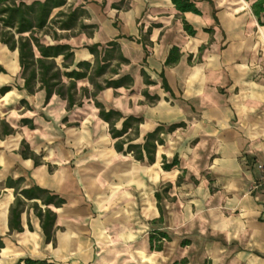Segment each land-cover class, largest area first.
I'll return each mask as SVG.
<instances>
[{"label": "crops", "instance_id": "0c3cea01", "mask_svg": "<svg viewBox=\"0 0 264 264\" xmlns=\"http://www.w3.org/2000/svg\"><path fill=\"white\" fill-rule=\"evenodd\" d=\"M38 1L46 0H23ZM194 1L200 14L180 12L172 0H67L55 8L36 35L72 47L68 71L95 65L90 48L103 58L116 42L128 62L118 67L113 58L97 81L133 79L73 109L57 94L47 101L40 83L30 94L19 50L0 39V117L16 130L2 136L0 128V264H264V26L256 0ZM61 12L76 14L71 26H62ZM174 48L179 59L168 64ZM56 61L62 66L63 56ZM89 76L77 80L79 98L95 89ZM96 100L123 115L118 130L128 117L143 119L136 144L165 128L153 162L116 149ZM23 141L42 164L23 156ZM19 179V191L39 186L64 203L26 200L23 230L12 231L10 181ZM35 203L56 214L51 241ZM156 231L169 236L160 250L151 245Z\"/></svg>", "mask_w": 264, "mask_h": 264}, {"label": "trees", "instance_id": "16d2710c", "mask_svg": "<svg viewBox=\"0 0 264 264\" xmlns=\"http://www.w3.org/2000/svg\"><path fill=\"white\" fill-rule=\"evenodd\" d=\"M248 1V0H247ZM176 8L180 12H194L200 14L194 0H172ZM67 0H46L45 2H35L27 5L23 0H0V39L4 44H7L11 50H19L20 63L22 67L23 77L26 79V89L30 94H35L40 83V89H46L47 101L51 99L54 94L62 97L68 101V109H73L75 106H83L84 97L96 98L99 92L104 87L118 88L125 84L131 85L133 79L131 77H124L118 80H109L105 85L100 84L97 78L102 76L110 66V60L118 58L119 65L128 62V60L117 50V43L111 42L109 46L112 47L111 51H107L106 55L101 58L99 47H91V51L96 56L95 65L89 62H82L78 64L80 70L68 71L74 63V52L72 47L65 44L58 45H45L41 42L40 38L36 35L37 31L44 30L49 25V20L55 8L66 5ZM252 11L258 18L260 25L264 26V0H256L252 5ZM60 16H68L67 21L62 23L63 27L71 26V22L76 16L75 13L68 15L61 12ZM53 22V20L51 21ZM185 28L190 34H195L193 27L187 22ZM31 32L30 36H24V33ZM19 34V39L16 38ZM34 47H37L40 52V57H36ZM118 52H117V51ZM63 56L64 62L62 66L58 65L56 59ZM179 59L178 49L174 48L168 59V64L173 63ZM93 73L89 76V72ZM115 72L118 69H114ZM0 72H5L4 68L0 67ZM89 76L91 83L94 85L93 93L89 89H83V95L78 97L77 80ZM64 77L70 80L69 84L64 82ZM10 87L2 89V93H6ZM96 105L100 109V116L110 124V132L112 137L117 140L116 149L125 154L131 153L139 161H145L147 158L150 162L155 160V155L158 145L164 143L161 134L165 131L162 126L158 127L155 131L149 133L145 137V143L136 144L135 141L140 137V125L143 119L134 116L128 117L123 123V129L118 130L116 127L123 115L115 110H107L102 103L96 100ZM179 127L173 125L170 131ZM0 128H2V136L14 134L16 132L5 120H1ZM130 130L132 133L129 134ZM127 135V137H125ZM22 147L24 148L23 156L26 158H33L36 165L42 164V160L34 152L31 151L30 146L23 141ZM179 164L176 158L171 164L167 163L164 159V168L171 169ZM23 179L18 181H10V184L16 190V201L11 208L10 226L11 230H23L21 225V216L25 210L27 201L40 199L44 205L55 204L61 206L64 200L59 196L52 195L50 191L43 189L39 186H34L30 189H23L19 191ZM159 197V195H158ZM35 208L42 220L43 228L47 236V240H53V228L56 220V214L51 209L43 210L35 203ZM163 239H169L166 233L155 232L151 235V245L153 249L160 250L163 247ZM4 247V243L0 238V250ZM28 264H49L47 261H34L28 259Z\"/></svg>", "mask_w": 264, "mask_h": 264}, {"label": "built area", "instance_id": "2783aa9c", "mask_svg": "<svg viewBox=\"0 0 264 264\" xmlns=\"http://www.w3.org/2000/svg\"><path fill=\"white\" fill-rule=\"evenodd\" d=\"M261 170H262V179H261V183L260 186L264 188V164H262L260 166Z\"/></svg>", "mask_w": 264, "mask_h": 264}]
</instances>
